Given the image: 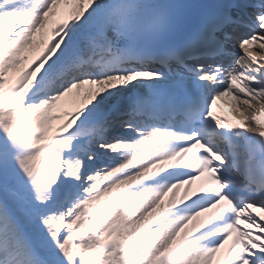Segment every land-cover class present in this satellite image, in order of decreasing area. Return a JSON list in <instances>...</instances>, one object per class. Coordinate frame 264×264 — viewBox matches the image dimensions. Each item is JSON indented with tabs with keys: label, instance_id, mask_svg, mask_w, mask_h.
<instances>
[{
	"label": "snow or ice",
	"instance_id": "6c2138e0",
	"mask_svg": "<svg viewBox=\"0 0 264 264\" xmlns=\"http://www.w3.org/2000/svg\"><path fill=\"white\" fill-rule=\"evenodd\" d=\"M262 52L264 0H0V264H264Z\"/></svg>",
	"mask_w": 264,
	"mask_h": 264
},
{
	"label": "bare ground",
	"instance_id": "6f19581e",
	"mask_svg": "<svg viewBox=\"0 0 264 264\" xmlns=\"http://www.w3.org/2000/svg\"><path fill=\"white\" fill-rule=\"evenodd\" d=\"M258 51H260V50L258 49ZM261 54H264V52H262ZM62 108H63V110H72L74 108V104H73L71 97L66 98L65 101L62 102ZM221 115L226 116L229 120H231L234 123H243V121H240L236 118V116L232 110V107H226V105H225V108L222 109ZM59 123H60V121H57V124H59ZM204 218L205 217H202L201 219H204Z\"/></svg>",
	"mask_w": 264,
	"mask_h": 264
}]
</instances>
